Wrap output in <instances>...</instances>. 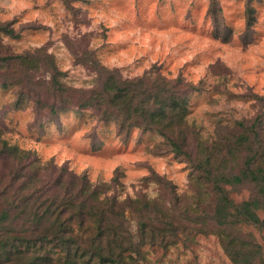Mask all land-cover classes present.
Wrapping results in <instances>:
<instances>
[{"label": "rangeland", "instance_id": "374dc122", "mask_svg": "<svg viewBox=\"0 0 264 264\" xmlns=\"http://www.w3.org/2000/svg\"><path fill=\"white\" fill-rule=\"evenodd\" d=\"M248 7L254 24L245 37ZM0 22L18 33L0 34V134L40 165L36 186L59 172L64 179L84 174L120 197L151 199L173 213L175 242L145 244L138 264H233L213 232L214 199L200 163L209 157L214 174L237 173L238 122L259 113L264 122V0H0ZM25 55L35 64L17 59ZM109 69L122 79L180 77L189 87L180 152L155 130H120L114 119L78 106ZM53 74L66 88L57 104L66 110L56 116L35 103L50 102ZM15 169L0 155V177ZM225 188L234 201L252 194L246 185ZM240 231L264 245L254 227ZM51 264L85 262H66L57 251Z\"/></svg>", "mask_w": 264, "mask_h": 264}, {"label": "trees", "instance_id": "16d2710c", "mask_svg": "<svg viewBox=\"0 0 264 264\" xmlns=\"http://www.w3.org/2000/svg\"><path fill=\"white\" fill-rule=\"evenodd\" d=\"M253 12L252 7L246 9L245 37L254 24ZM0 34L18 36L8 22H0ZM17 59L35 64L30 55ZM105 72L101 88L91 91L78 106L100 111L102 119H114L120 130H155L166 137L175 152H180L182 144L177 139L185 137L179 126L184 123L190 94L181 78L173 82L149 75L122 79L117 69ZM52 78L47 93L50 102L39 97L35 103L48 107L56 116L66 110L64 105H57L66 88L55 75ZM238 124L241 131L233 136L232 145L243 154L239 171L214 174L209 157L200 164L214 199L210 217L213 232L225 254L233 264H262L264 245L253 235L243 236L240 228L254 227L263 233L264 242V216L259 214L264 212L263 115L259 113L248 124ZM0 155L16 163L10 177H0V264H51L57 251L71 263L80 259L85 264H138L135 258L147 253L145 244L167 246L178 236L174 214L151 199L120 197L110 192L112 187L107 182L92 183L84 174L69 173L64 179L59 172L52 183L36 186L42 181L38 177L40 165L30 160L29 150L8 143L1 134ZM225 185H246L252 194L234 201Z\"/></svg>", "mask_w": 264, "mask_h": 264}]
</instances>
